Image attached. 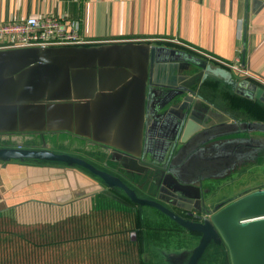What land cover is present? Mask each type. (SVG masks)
I'll use <instances>...</instances> for the list:
<instances>
[{
	"label": "water",
	"instance_id": "obj_1",
	"mask_svg": "<svg viewBox=\"0 0 264 264\" xmlns=\"http://www.w3.org/2000/svg\"><path fill=\"white\" fill-rule=\"evenodd\" d=\"M211 77L264 105L262 88L145 42L0 50V138L63 132L97 146L92 158H108L105 171L43 143L40 149L0 147V162L86 170L103 189L119 190L132 204L155 208L197 233L187 264H197L209 246H223L229 264H264V188L215 206L203 222L184 220L160 203L165 199H147L160 188L173 205H199L211 197L204 196L207 183L234 178L264 154V125L234 120L202 97ZM137 178L145 179V197L130 187Z\"/></svg>",
	"mask_w": 264,
	"mask_h": 264
},
{
	"label": "crops",
	"instance_id": "obj_2",
	"mask_svg": "<svg viewBox=\"0 0 264 264\" xmlns=\"http://www.w3.org/2000/svg\"><path fill=\"white\" fill-rule=\"evenodd\" d=\"M32 16L75 21L78 33L90 46L145 42L175 49L229 72L234 80L264 90L261 0H0V22ZM234 62L250 77L237 76L229 69L227 65ZM202 89L205 100L234 120L264 125V105L237 93L229 83L211 77ZM53 136L80 144L89 155L97 147L63 132ZM15 162L18 164L5 166L0 215L10 219L7 215L11 212L20 218L26 213L34 217L33 229L45 244L0 248V264H187L199 243V236L168 217L151 218L149 207L117 201L112 190L103 189L79 168ZM3 163L7 162H0V171ZM263 166L260 160L239 169L241 179L233 185L240 184L236 192L264 188ZM244 177L248 181L244 182ZM253 177L257 180L249 181ZM48 229L50 243L46 245ZM213 254L225 255L221 261L229 264L224 250Z\"/></svg>",
	"mask_w": 264,
	"mask_h": 264
},
{
	"label": "built area",
	"instance_id": "obj_3",
	"mask_svg": "<svg viewBox=\"0 0 264 264\" xmlns=\"http://www.w3.org/2000/svg\"><path fill=\"white\" fill-rule=\"evenodd\" d=\"M77 28L75 21L53 16H32L20 21L0 22V50L90 46V42L80 36ZM227 66L237 76L250 77L238 62Z\"/></svg>",
	"mask_w": 264,
	"mask_h": 264
},
{
	"label": "flooded vegetation",
	"instance_id": "obj_4",
	"mask_svg": "<svg viewBox=\"0 0 264 264\" xmlns=\"http://www.w3.org/2000/svg\"><path fill=\"white\" fill-rule=\"evenodd\" d=\"M65 134H67V133H65ZM49 135H53V133H43V134H38V133H28V134H15V135H11L10 137H8V138H0V144L1 143H3L2 141H4V140H6V141H14V140H16V139H19V137L20 138H23L24 140H26L27 138H35V139H39L40 141H41V144L39 145V146H22L23 148H28V149H40V146L44 143V138H45V136H49ZM90 142V141H89ZM88 144V143H87ZM86 144V145H87ZM90 144H91V142H90ZM78 153V152H77ZM87 153V152H86ZM86 153H82V154H84V155H82L81 153V157L79 156V155H77V158H81V159H83L84 161H86V162H88L89 164H92L93 166H95L96 168H98V169H101V170H105V171H107L106 170V168H105V166H103V164H104V162L106 163V160L108 159V158H104V160H103V163L101 164H99V161L103 158L101 155H97V156H95V158L93 159L92 157H89V155L88 154H86ZM72 156H74V155H72ZM260 155H258V158H260L259 157ZM76 157V156H75ZM260 160L263 162V164H264V155H262L261 156V158H260ZM251 163H253V164H255L254 163V161L253 162H251ZM82 169V168H81ZM84 170V169H83ZM82 170V171H83ZM84 172V171H83ZM86 173H88V172H86ZM240 174V173H239ZM238 175V174H237ZM236 175V177H234V178H232V179H230V178H225V177H219V178H217L218 180H216L215 182L216 183H223L222 185H221V187L218 189V190H216V186H217V184L215 183V182H213V183H211V184H209V183H207L206 185H205V187L203 188L204 190H205V194H204V196L205 197H207L208 195H211V197H207V198H205L204 199V204H203V202L202 201H200V204L199 205H196V204H193V205H191V204H187V203H184V202H178L177 203V205H173V204H171L169 201H167V199H169V197H167V195L164 193V191H162L160 188H159V192L157 191V194L156 195H153V196H151V197H148L147 199H152V200H156V201H159V200H163V199H165V201L164 202H160L163 206H165L166 208H168L169 210H171L172 212H174L175 214H177L178 216H180L181 218H183L184 220H187V221H193V222H203L204 221V218H206V216L208 215L207 213L208 212H211L212 211V209L215 207V206H217V205H219V204H221V205H225V204H227V202H229V201H231V200H234V199H236L237 197H239V196H241V195H243V194H240V193H242L241 191H240V193L239 192H236V195L235 196H232L233 198H230V199H221L220 197L223 195V193H221L222 192V190H223V187H228L229 189L230 188H232V187H238V185H240V184H238V185H235V186H233L234 184H237V181L239 180V179H241V177H239V176H237ZM235 180V181H234ZM242 180H243V178H242ZM149 183V182H148ZM146 183H145V179H135L134 180V182H133V184L132 185H130V187L133 189V191L136 193V195L137 196H144L145 197V189H146ZM113 191V190H112ZM236 191H238V190H236ZM114 192H116V193H119V194H122V195H124L123 194V192H121V191H119V190H114L113 192H111V193H113V194H115ZM140 193H141V195H140ZM213 193L214 194H218L215 198L213 197V199H211L212 198V195H213ZM235 193V192H234ZM118 194V195H119ZM246 194V193H245ZM220 198V199H219ZM192 208L190 211H184L183 209H185V208ZM152 208V207H151ZM154 210H156L155 208H154ZM153 210V211H154ZM200 210V211H199ZM156 212H158V214L160 213L161 214V212H159L158 210H156ZM154 213V212H153ZM159 214V215H160ZM163 214V213H162ZM161 216V215H160ZM163 216H164V214H163ZM167 217V216H166ZM193 235H195V236H199L197 233H192ZM200 237V236H199ZM221 247V246H220ZM212 248H213V250H217L216 249V247H213L212 246ZM220 250H224V251H226L225 250V248H220ZM207 252H206V250H205V252H204V254L202 255V257L198 260V262H197V264L199 263V264H202L203 262V260H205V254H206ZM207 255H210V254H207ZM211 256V255H210ZM212 257V256H211ZM203 264H207V263H203Z\"/></svg>",
	"mask_w": 264,
	"mask_h": 264
},
{
	"label": "rangeland",
	"instance_id": "obj_5",
	"mask_svg": "<svg viewBox=\"0 0 264 264\" xmlns=\"http://www.w3.org/2000/svg\"><path fill=\"white\" fill-rule=\"evenodd\" d=\"M201 93H202V91H201ZM2 142L3 143L0 144V147H15L16 145H20V144H22L23 146H39L41 144V141L39 139L27 138L26 140H24L23 138H20V137H19V139H16V140H14L12 142L11 141H6V140H4ZM44 143L49 145V151L52 152V153H55V154L68 155V156L74 155V157L75 156L77 157V155H79L81 157V154L83 153V150H84V149L83 150L81 149V145L80 144H78V143H72L71 144L69 142V140H67V138H65L64 136H57V138L55 136H53V135L46 136L44 138ZM75 148H79V149H75ZM86 152L87 151L84 150V153H86ZM86 154L89 155V153H86ZM82 155H84V154H82ZM89 157H91V156L89 155ZM11 164H18V163L15 162V161H12L11 163L7 162V163L1 164V166H3V169L0 171V189H2V182L4 180V175H7V172L5 170V166H9ZM260 174L264 175V166L262 167V169H260ZM250 180H257V179L255 177H253V178L249 179V181ZM243 181L246 182L248 180L244 177ZM216 184H217L216 190H218L223 183H216ZM241 186H243V185H241ZM238 188L239 187H236V188L232 187V188L229 189L228 187H223V190H222L221 193H223V195H225V196H228V195L235 196L236 193H234V192H236V190ZM149 208L151 210H154V208H151V207H149ZM153 212L154 213H151V218L153 216H155V215L159 216V214H160V213L158 214V212H156V210H154ZM8 213L10 215H7V214L6 215L8 217H11L10 220H9L10 222H8L7 224H4V225L1 224V226H3L4 228H10V227H15V226H24V228L27 227L26 229H30V228L33 229L34 228L33 227V225H34L33 224L34 217H32V216L29 217V216H27V213H26L22 218H20L19 215L18 216L17 215H13V213H11V212H8ZM160 215L162 216L163 214L161 213ZM1 216H2V214L0 215V218H3ZM155 229L159 232L158 228H155ZM8 236H14V235L9 233ZM11 239H13V238L11 237ZM10 245H12V243H10ZM214 251L215 250H212L209 253H206L205 254L206 258L202 262L203 263H207V264H224V262L221 261V258L223 260L225 255H224V257L223 256H217V255L213 254ZM207 254H210L212 257L210 255H207Z\"/></svg>",
	"mask_w": 264,
	"mask_h": 264
},
{
	"label": "trees",
	"instance_id": "obj_6",
	"mask_svg": "<svg viewBox=\"0 0 264 264\" xmlns=\"http://www.w3.org/2000/svg\"><path fill=\"white\" fill-rule=\"evenodd\" d=\"M212 88L216 87V84L214 83L213 86H211ZM256 109V108H255ZM35 165H47V166H62L59 163H55V162H36V163H32ZM80 170H83L81 168H79ZM84 172H87L86 170H83ZM89 174V173H88ZM91 176V174H89ZM115 194L112 193V197L115 198L117 201L124 203L125 205H129V206H133V204L129 201V199L127 197H125V195L119 194L114 192ZM119 194V195H118ZM10 219L7 218H2L0 219V248H34L36 246L39 245H44L45 242H41V240L38 238V235L36 234V232L34 231V229L30 228V229H26V227L24 228L23 226H15V227H10V228H4L3 226H1V224H7ZM8 229V230H7ZM11 233L14 236H8V234ZM49 229L46 232V245H49L50 243V238H49ZM48 236V237H47ZM11 237L13 239H11ZM10 243H12V245H10ZM216 247L217 250H220V248H224L223 246H213ZM211 250H213L212 246H209L206 249V252H210ZM224 253L226 254V252L224 251ZM1 257V255H0Z\"/></svg>",
	"mask_w": 264,
	"mask_h": 264
}]
</instances>
